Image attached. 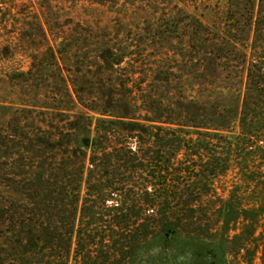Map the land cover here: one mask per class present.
Returning a JSON list of instances; mask_svg holds the SVG:
<instances>
[{"label": "trees", "instance_id": "obj_1", "mask_svg": "<svg viewBox=\"0 0 264 264\" xmlns=\"http://www.w3.org/2000/svg\"><path fill=\"white\" fill-rule=\"evenodd\" d=\"M213 14L221 21L209 45L214 75L241 73L228 88L211 81L197 84L206 97L115 94L104 107L75 89L68 99L84 112L56 108L53 119L41 107L31 143L5 162L2 222L15 255L0 240V264H157L160 242L209 224L226 227L231 254L253 264L264 242L262 185L250 173L241 179L255 180L245 207L241 182L220 184L232 170L245 174L264 141V0H224Z\"/></svg>", "mask_w": 264, "mask_h": 264}, {"label": "rangeland", "instance_id": "obj_2", "mask_svg": "<svg viewBox=\"0 0 264 264\" xmlns=\"http://www.w3.org/2000/svg\"><path fill=\"white\" fill-rule=\"evenodd\" d=\"M223 2L0 0V236L8 233L1 212L7 196L5 162L20 158L21 143H31L27 136L31 138L35 132L42 106L49 108L45 116L54 119L59 109L85 111L68 99L67 93L74 97L76 90L88 104L93 100L104 107L103 101L115 94L124 99L130 93L137 97H206L209 93L201 91L198 83L218 81L228 88L240 78V72L225 71L215 77L211 64L209 45L215 24L221 22L213 11ZM116 59L120 64L111 69L110 63ZM148 68L160 73L151 74ZM167 78L170 82L164 87L162 81ZM121 81L126 87L120 86ZM140 85L143 94L137 90ZM258 145L260 151L248 158L245 174L232 170L220 184L230 189L241 182L245 207L255 181H242L246 173L262 185L256 197L264 200V141ZM258 220L261 231L264 213ZM225 228L212 224L204 225L203 231L179 228L174 239L158 244L157 264H245L231 254L229 243L221 238L220 231ZM4 237H0L1 243L13 257L9 248L14 247V237ZM256 249L253 264H264L262 240Z\"/></svg>", "mask_w": 264, "mask_h": 264}]
</instances>
